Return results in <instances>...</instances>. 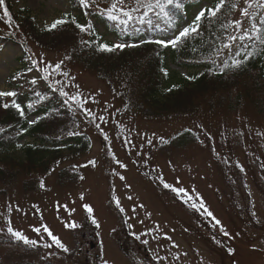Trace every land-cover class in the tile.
Returning <instances> with one entry per match:
<instances>
[{"label": "rangeland", "instance_id": "rangeland-1", "mask_svg": "<svg viewBox=\"0 0 264 264\" xmlns=\"http://www.w3.org/2000/svg\"><path fill=\"white\" fill-rule=\"evenodd\" d=\"M10 2L15 13H29L40 27L71 13L68 0ZM207 5L209 1L192 11L177 32ZM124 7L137 9L132 12L133 19L144 12L135 0H125ZM244 8L249 15H243ZM263 17L264 0H239L235 22L240 24L234 23L229 37L236 39H227L225 53L252 40ZM97 28L114 45H126L116 48L119 52L139 45L114 38L101 23ZM23 54L20 43L0 40V91L11 89L8 77L21 68L19 58ZM30 57L32 73L25 77L24 85L35 91L50 88L66 100L79 117V131L90 135L93 145L76 161L65 162L77 165L82 172L80 181L73 185H58L55 172L44 177L43 187L34 192L23 191L19 183L9 187L0 184V264H13L21 256L38 264L41 258L60 264H264V114L252 109H218L146 119L125 110L105 82L68 61L61 52L32 43ZM60 62V68L55 69ZM170 70L177 75L172 74L165 88L176 85L180 77L190 79L194 75L193 70L173 64ZM184 129L195 132L199 140L168 152L160 148ZM114 200L125 212L132 233L143 243L133 246V259L117 245L122 235L117 229L120 220L113 210ZM84 205L91 206L93 212ZM87 213L99 225L100 243L85 247L86 257L83 253L66 261L67 252L75 246L74 228L66 225H81ZM9 221L11 227L37 244L12 237L7 232ZM44 225L68 248L67 252L54 244ZM34 228H40V233Z\"/></svg>", "mask_w": 264, "mask_h": 264}, {"label": "trees", "instance_id": "trees-1", "mask_svg": "<svg viewBox=\"0 0 264 264\" xmlns=\"http://www.w3.org/2000/svg\"><path fill=\"white\" fill-rule=\"evenodd\" d=\"M68 1L72 12L60 18L67 23L51 30L48 26L52 23L40 27L29 13H15L10 0L0 5V40L18 42L24 48V55L19 58L22 67L8 78L12 89L7 92L16 95L0 97V184L3 186L20 183L23 191L34 192L40 188L44 177L54 172L61 186L77 183L82 177L81 170L65 162L76 161L92 148L90 136L78 131L79 118L66 100L51 89L26 90L24 79L31 72L32 43L61 52L68 61L81 65L122 98L126 110L138 112L147 119L197 115L222 108L229 112L252 109L264 114V18L252 42L239 45L229 54L222 52L234 23L238 0H225L216 17L209 18L206 14L200 21H196L197 15L215 8L218 0H175L165 6L164 12L151 0V10L139 4L138 9L144 12L127 23L111 20L104 14L112 0H89V6L81 4V0ZM205 1H209V5L199 8L186 26H198L196 33H190L175 48L156 43L168 41L167 36L174 39L181 23ZM5 8L8 16L4 15ZM99 23L117 39L141 42L140 45L122 52L116 48L100 50V44L112 46L114 43L98 30ZM77 24H91L92 29L81 31ZM236 60L241 61L239 67L232 66ZM171 64L193 70L194 75L190 79L180 77L176 85L165 88L172 74L177 75L170 70ZM14 103L20 105L24 115H20ZM31 116L35 123H31ZM195 141L197 135L185 129L161 148L182 149ZM115 209L121 222L118 246L132 258L133 246L143 243L131 233L121 209L117 205ZM74 239L76 246L67 253L66 261L83 253L86 257L85 247L91 242L99 245L98 227L89 215L74 228ZM23 247L28 249L26 245ZM24 258L21 256L13 264H38ZM41 261V264H60L42 258Z\"/></svg>", "mask_w": 264, "mask_h": 264}, {"label": "snow or ice", "instance_id": "snow-or-ice-1", "mask_svg": "<svg viewBox=\"0 0 264 264\" xmlns=\"http://www.w3.org/2000/svg\"><path fill=\"white\" fill-rule=\"evenodd\" d=\"M135 2L137 4H140L142 7H145L149 10L152 9L153 7V3L150 2L149 3H143L142 0H135ZM175 2V0H154V4L156 8H159L161 10V12H164L165 6L166 5H171ZM245 2L247 3L248 0H245ZM4 3V0H0V5H2ZM81 4L85 5V6H89V0H81ZM125 4V0H112V3L110 5L109 8L104 10V14L107 15V17L111 20L114 21H121L122 23H127L128 20H131L133 18L132 16V12L136 11V8H131L130 10H126V8L124 7ZM225 5V0H218L217 5L215 6V8L213 9H207V10H203L199 13V15H197L196 17V21H200L206 14L208 15L209 18H213L216 17L217 14L221 11L222 7ZM236 5L233 4V7H235ZM251 3H249L248 7H251ZM243 15L247 16L249 15V11L248 8H244L243 10ZM4 15L8 16V10L7 8L4 9ZM125 17L126 19L121 20V17ZM67 23V21L65 19H57L55 20L50 26H48L49 30L54 29L57 27V25H61ZM73 23H75V18H73ZM237 24V26H239L240 22L236 21L235 22ZM81 31H90L92 29L91 24L88 25H80L77 24L76 25ZM198 30V26L197 27H192V28H185L182 31L179 32V34L171 40L165 41V40H158L156 41V43L163 45V46H168L171 45L173 48L177 47L178 43H180L183 39L187 38L190 33H196ZM242 38V37H241ZM229 39L235 40L236 37L234 36H230ZM126 45L124 44H116V45H112L109 46L107 44H100L99 48L100 50H106V51H113L115 48H124ZM225 47H228V45H225ZM61 63H57L54 68L55 69H59L61 66ZM241 64V61L236 60L233 62V67H239V65ZM65 76H67V73H64ZM16 93L14 92H5V91H0V97H7V96H15ZM64 95H67V93H64ZM73 99H75V97H73ZM5 108L8 107L7 104L4 105ZM14 107H16L19 111H20V115H24L23 110L21 109L19 104H15L14 103ZM101 119H103L101 117ZM31 123H35V121H31ZM99 127V126H98ZM0 131H2V129H0ZM90 164H95L94 161H89ZM122 167H126V165H121ZM120 179H124L123 176L120 177ZM41 187H43V183L41 184ZM165 187H170V185L165 184ZM179 191H184L183 189H179ZM83 198V197H82ZM129 199H131V197H129ZM119 203V202H118ZM35 207V206H34ZM84 207L87 209V211L89 213L93 212V208L89 205H84ZM11 207H9V211H11ZM19 211V209H17ZM121 211H123V209L121 208ZM207 215L212 216L213 214L211 212H207ZM93 223H97L96 219L93 217ZM216 224H220L219 220H216ZM97 226H99L97 224ZM66 227L68 228H76L78 227V225L76 223H69L66 225ZM43 229L45 232L48 233V235L51 237L52 241L54 242V244L58 247L63 249V251L67 252L68 248L61 242V240L53 235V233L51 232V230L44 225ZM33 231H35L36 233H40L41 229L40 228H34ZM7 232L14 237L17 240H21L23 241L25 244H29V245H36L37 241L36 240H31L29 239L26 235H24L21 231H17L15 230L13 227H11V221H9V225L7 227ZM225 235H227V232H225ZM170 239V237H169ZM144 243H147V241H144ZM44 247H52L51 244H45ZM106 264V262H105Z\"/></svg>", "mask_w": 264, "mask_h": 264}]
</instances>
